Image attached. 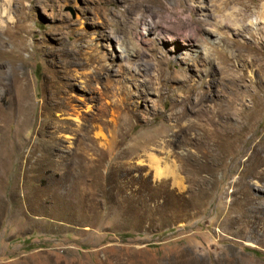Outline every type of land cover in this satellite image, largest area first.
Instances as JSON below:
<instances>
[{"label":"rangeland","instance_id":"rangeland-1","mask_svg":"<svg viewBox=\"0 0 264 264\" xmlns=\"http://www.w3.org/2000/svg\"><path fill=\"white\" fill-rule=\"evenodd\" d=\"M242 1L0 0V264H264Z\"/></svg>","mask_w":264,"mask_h":264},{"label":"bare ground","instance_id":"bare-ground-1","mask_svg":"<svg viewBox=\"0 0 264 264\" xmlns=\"http://www.w3.org/2000/svg\"><path fill=\"white\" fill-rule=\"evenodd\" d=\"M199 2H202V3H205V0H198ZM229 1L230 0H222V3L224 4V5H227L228 3H229ZM233 1H242V0H233ZM261 1L262 0H248V2L249 3H251L252 5H254V6H258V5H260V7L262 8V12L260 13H258L259 14V16L262 18V19H264V2L263 3H261ZM242 3H245L244 1H242ZM245 9L246 10H250V5H246L245 6ZM204 11V10H203ZM206 13V12H205ZM242 17L243 18H245L246 17V13H243L242 12ZM259 17V18H260ZM204 19H207L206 17L204 18ZM143 25H147V23H146V21H144L143 22ZM145 27V26H144ZM153 27H155L156 28V30H158V34L161 36V34H163L164 36L166 35L165 33H163V29L161 28V27H159V25H157V23H155L154 24V26ZM152 26L151 27H149V30L151 29V28H153ZM1 33V32H0ZM169 34V35H168ZM166 36H170L169 38H168V40H170V41H175L176 40V38L174 37V35H171L170 33H168Z\"/></svg>","mask_w":264,"mask_h":264},{"label":"clouds","instance_id":"clouds-1","mask_svg":"<svg viewBox=\"0 0 264 264\" xmlns=\"http://www.w3.org/2000/svg\"><path fill=\"white\" fill-rule=\"evenodd\" d=\"M0 23H3V21H0Z\"/></svg>","mask_w":264,"mask_h":264}]
</instances>
